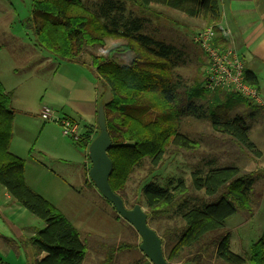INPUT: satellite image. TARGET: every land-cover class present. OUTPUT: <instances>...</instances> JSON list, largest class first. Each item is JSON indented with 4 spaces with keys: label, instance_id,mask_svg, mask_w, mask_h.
Wrapping results in <instances>:
<instances>
[{
    "label": "trees",
    "instance_id": "1",
    "mask_svg": "<svg viewBox=\"0 0 264 264\" xmlns=\"http://www.w3.org/2000/svg\"><path fill=\"white\" fill-rule=\"evenodd\" d=\"M153 5L201 19L205 26L216 25L222 19L219 0H101L93 9L82 0H32L27 19L32 24L37 47L66 62H75L89 53L99 84L108 87L110 98L101 102L112 143L107 151L113 164L108 181L123 202L122 193L129 177L146 159L156 165L171 144L196 147V141L180 132L182 119L188 115L207 119L205 110L208 111L210 120H207L213 131L228 137L242 154L253 159L261 157L250 139V125L244 115H231L235 107L252 104L236 95L205 90L198 62L195 76L187 84L178 72V68L188 63L186 53L146 32L147 19L132 11V7L147 10ZM107 39L123 40L125 44L107 50L104 55L88 50L105 47ZM218 44L225 45L220 38L215 40V45ZM117 52H130L131 59L118 61L114 58ZM245 75L249 83L256 85L253 75ZM223 106V115L217 116ZM13 120L10 93L0 82V186L43 222V227L36 229L23 244L34 252L33 264H82L87 249L79 232L63 213L27 185L23 159L9 151ZM97 134L98 127L89 128L74 143L87 151ZM263 177L255 171L241 173L237 167H215L214 163L208 165L207 171L195 170L192 173L195 187L204 189L208 195L220 193L218 200L188 210L182 215L180 227L166 229L159 236L165 259L172 264H205L208 259L222 264H264V232L251 244L248 256L240 258L230 251L224 230L228 217L257 204L260 196L254 184ZM186 192L182 179L175 186L170 180L165 187L148 181L137 203L147 208L148 220L169 216L180 206ZM171 234L179 236L173 240ZM105 247L103 264H110L119 252L135 248L123 241L107 243Z\"/></svg>",
    "mask_w": 264,
    "mask_h": 264
},
{
    "label": "rangeland",
    "instance_id": "2",
    "mask_svg": "<svg viewBox=\"0 0 264 264\" xmlns=\"http://www.w3.org/2000/svg\"><path fill=\"white\" fill-rule=\"evenodd\" d=\"M82 1L89 9L101 2ZM219 2L223 17L224 13L228 14L232 7L237 6L234 0ZM31 3L32 0H0V81L11 94V109L14 114L9 151L23 159L27 185L63 213L79 232L87 249L82 264H103L107 254L106 244H118L122 241L135 248L119 252L110 264H148V259L136 247L141 241L140 236L90 184L87 174L89 168L86 169V166L90 167V161L84 152L86 150L78 147L71 138L63 136L56 120L47 122L40 115L44 107L52 109L49 95L56 82V69L53 65L59 62L60 73L66 61L55 58L35 45L32 24L27 21L31 14ZM132 8L128 7L135 15H142L147 19L146 32L186 53L188 63L178 68V72L187 84L195 76L198 64L201 66V73L204 71L206 59L202 50L192 41L196 30L205 27L201 19L188 17L159 5H153L147 10L140 9L143 12ZM219 23H222V19ZM121 44H125V41L107 39L105 47L89 48L93 54L104 55L107 50ZM114 56L121 62L131 59L130 52H117ZM81 59H89V53ZM202 76L201 74V78ZM93 84L100 94L99 103L109 100L108 87ZM220 94L227 96L225 93ZM223 109L224 106L218 110L217 116H221ZM225 109L229 110L227 106ZM54 114L55 118H59L55 112ZM233 114L244 115L249 123L252 129L250 139L261 150L260 158L253 159L242 154L235 143L228 141V137L213 131L208 121L210 113L205 110V118L208 120H199L191 115L182 119L180 132L196 141V147L185 148L171 144L156 165L146 159L129 177L122 193L127 208L137 203L141 189L148 181H156L162 187L167 186L170 180L174 181V186L179 179L184 181L187 192L175 212L148 220L149 227L159 236L166 229L180 227L183 224L182 215L188 210L218 200L220 193L208 195L204 189L198 190L195 187L192 180L195 170L207 171L208 165L214 163L215 167L234 166L241 173L255 171L264 176V111L253 112L247 105H239L232 110L231 115ZM82 129L83 127H79L80 134L83 133ZM254 190H258V197L260 196L257 204L231 215L224 223L230 251L240 258L248 256L251 244L264 232V177L254 184ZM4 195V188L0 186V231L4 232L3 237L14 235L7 220L20 227H43L39 218ZM141 207L147 211L145 206ZM2 236L0 235V260H14L12 254L7 255L9 245ZM178 236L179 234H171V239L175 240ZM104 243L105 246L102 245ZM24 260L22 257L20 264ZM205 262L222 264L209 259Z\"/></svg>",
    "mask_w": 264,
    "mask_h": 264
},
{
    "label": "crops",
    "instance_id": "3",
    "mask_svg": "<svg viewBox=\"0 0 264 264\" xmlns=\"http://www.w3.org/2000/svg\"><path fill=\"white\" fill-rule=\"evenodd\" d=\"M234 1L237 6L232 7L228 14L224 13V17L222 15L221 25L230 30L232 44L242 57L245 73H250L255 77L256 85H254L258 88L264 101V0ZM88 50L90 51V48ZM65 63L66 65L60 73L58 72L61 68L59 62H55L53 65L56 69L54 77L57 83L54 82V87L49 95L52 109L58 117L69 118L75 121L79 127H83V133L89 128L95 130L97 108L101 102L99 103L98 88L93 82L99 84L100 80L91 66L90 59ZM248 107L253 112L264 111V108L256 105ZM251 130L250 127V135ZM253 143L255 145V142ZM256 148L261 152L257 146ZM84 152L87 154V151ZM87 168L89 166H86ZM4 192V196L9 199L10 196L5 189ZM7 222L14 235L3 237L4 232L2 231H0V235L9 245L7 255L12 254L14 260H0V264H20L22 257L25 258L23 264H33L34 252L30 247H25L23 241L32 237L37 228L20 227L9 220Z\"/></svg>",
    "mask_w": 264,
    "mask_h": 264
},
{
    "label": "built area",
    "instance_id": "4",
    "mask_svg": "<svg viewBox=\"0 0 264 264\" xmlns=\"http://www.w3.org/2000/svg\"><path fill=\"white\" fill-rule=\"evenodd\" d=\"M220 38L225 45H215ZM192 41L203 52L206 59L205 69L202 72V86L207 91H219L228 95H236L253 105L264 108L258 88L247 81L245 66L242 57L233 46L231 32L220 23L205 26L196 30ZM40 115L45 121L56 120L62 129L63 136L73 141H80L78 124L69 118H55L49 107H44Z\"/></svg>",
    "mask_w": 264,
    "mask_h": 264
},
{
    "label": "water",
    "instance_id": "5",
    "mask_svg": "<svg viewBox=\"0 0 264 264\" xmlns=\"http://www.w3.org/2000/svg\"><path fill=\"white\" fill-rule=\"evenodd\" d=\"M97 127L98 134L88 145L87 154L90 161L88 178L93 183L96 190L114 208L116 213L128 222L140 236L138 249L148 259L151 264H172L169 263L162 250V241L159 235L149 227L147 213L138 204L127 208L123 199L114 193L109 185V176L113 168L111 159L107 151L111 147V140L108 135L103 107L100 104L97 108ZM192 264V263H181Z\"/></svg>",
    "mask_w": 264,
    "mask_h": 264
}]
</instances>
